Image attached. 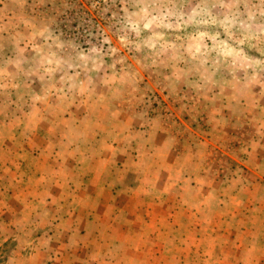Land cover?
I'll return each mask as SVG.
<instances>
[{"label": "rangeland", "instance_id": "rangeland-1", "mask_svg": "<svg viewBox=\"0 0 264 264\" xmlns=\"http://www.w3.org/2000/svg\"><path fill=\"white\" fill-rule=\"evenodd\" d=\"M9 15L0 264H264V0ZM21 45L33 55L3 54ZM237 166L262 177L241 198Z\"/></svg>", "mask_w": 264, "mask_h": 264}, {"label": "crops", "instance_id": "crops-1", "mask_svg": "<svg viewBox=\"0 0 264 264\" xmlns=\"http://www.w3.org/2000/svg\"><path fill=\"white\" fill-rule=\"evenodd\" d=\"M6 1L7 0H0V7L2 9L5 8V5H6ZM0 8V9H1ZM18 19L15 18L13 15H9V16H6V17H3V19H0V47L2 44L4 43H7L9 38L7 36V32L5 31V33L3 32L4 30H2V26L4 25H7V24H11L12 21H17ZM5 46V44H4ZM1 54V52H0ZM4 55H9V56H17V55H24V56H31L33 55V52L31 50H29L28 48L26 47H23L22 45L19 47L18 49V53H15V52H12L11 54L9 53H3ZM14 65V63H13ZM13 65L11 67V70L13 69ZM230 161H227V163H229ZM238 170H235L233 169V174L232 175H228V180L230 179H235L236 177L239 179V185L237 186L236 188V192L238 193V195L241 197H245V193H246V183L249 182V181H252L251 184H260L262 182V177L259 173H256L255 170L251 173L247 172L246 170H243V173H239V169L240 167L238 168V166L236 167ZM125 192L127 194H129V197L130 198H134L132 193L129 192L128 189H125ZM93 196V195H92ZM167 197V196H166ZM128 200V199H127ZM234 212H232L233 214L235 213H238V214H242L243 213V210L239 209V208H236L233 210ZM126 212L130 215H133V210L130 209V207L127 208ZM142 214H143V211H142ZM125 230H127V226L125 227Z\"/></svg>", "mask_w": 264, "mask_h": 264}, {"label": "trees", "instance_id": "trees-1", "mask_svg": "<svg viewBox=\"0 0 264 264\" xmlns=\"http://www.w3.org/2000/svg\"><path fill=\"white\" fill-rule=\"evenodd\" d=\"M29 56V55H28Z\"/></svg>", "mask_w": 264, "mask_h": 264}]
</instances>
